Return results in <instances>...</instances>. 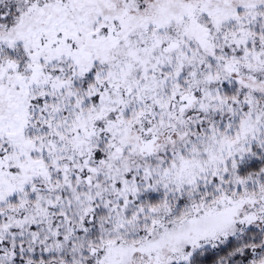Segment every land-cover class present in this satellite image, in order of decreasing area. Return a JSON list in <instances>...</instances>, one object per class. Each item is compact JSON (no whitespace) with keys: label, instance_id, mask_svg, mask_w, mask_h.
Returning a JSON list of instances; mask_svg holds the SVG:
<instances>
[{"label":"snow or ice","instance_id":"1","mask_svg":"<svg viewBox=\"0 0 264 264\" xmlns=\"http://www.w3.org/2000/svg\"><path fill=\"white\" fill-rule=\"evenodd\" d=\"M0 264H264V0H0Z\"/></svg>","mask_w":264,"mask_h":264}]
</instances>
